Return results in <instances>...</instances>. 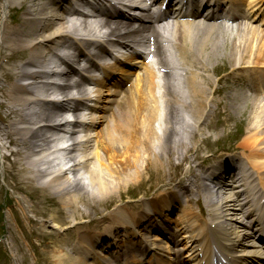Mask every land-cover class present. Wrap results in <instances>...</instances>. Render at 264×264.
Segmentation results:
<instances>
[{
    "label": "bare ground",
    "instance_id": "bare-ground-1",
    "mask_svg": "<svg viewBox=\"0 0 264 264\" xmlns=\"http://www.w3.org/2000/svg\"><path fill=\"white\" fill-rule=\"evenodd\" d=\"M56 1L60 2L55 5L58 9H61V5L67 2L70 7L66 9V12L74 11L71 0ZM242 1L237 0L239 4ZM254 1H249L246 7L247 15L257 10ZM26 2L28 0H20L22 4ZM6 5V3L1 5L2 12L8 8ZM38 6L40 7H34L31 11L33 14H38V16L32 19H23L21 22L22 31L19 34L13 29L6 31V27L0 31L2 36L4 34V37H0V40L3 38V44L0 45V50L6 51L3 47L5 46L8 50L16 49L17 52L19 50L27 51L29 58L23 62V65L26 67L39 64L50 65L47 58L51 55L52 51L50 47L47 45L43 46V44L54 37H60L57 41H62L66 45H68L66 43V39L68 38L65 36L69 35H75L80 39L84 36L91 39L95 38L101 43H110L112 41L127 43V41H133L130 35L131 32L139 31L145 33L150 28V26H139L137 30L127 31L130 24L123 23L119 20L115 23L109 21L87 23L84 21L79 22L77 19L66 20L62 13L60 16L56 15L54 11L51 13L48 11V7L41 3ZM76 12L80 14L79 9ZM189 26V24H180L174 27L176 29L174 37L178 41V50L180 52L184 51V57H186V54H190L191 57L194 56L199 69L208 68V64L214 62L212 59L217 55L216 51L219 50V43L222 39L218 38V34L211 36V33L206 31V29L201 30L200 24L192 27ZM98 29H103L104 31L97 32ZM79 30L84 31L87 35L75 34ZM152 30L157 32L154 27H152ZM237 30L235 40H227L229 48L234 49V51L232 50L228 54V58L232 62H235L234 66L239 67L241 62H245L244 65H247L249 60L244 58L246 54L247 58L253 56L264 58V35L254 28L247 26L239 27ZM21 36H25L28 39H23ZM36 39H38V42H36ZM82 42L83 46L88 47L87 42ZM147 43L148 41L146 40V45ZM63 44L60 45L63 46ZM99 48L105 51V48L101 46ZM80 53L83 57L89 55L85 53V50H81ZM64 59L67 62L70 61L67 55H64ZM139 62H141L140 58L130 59L129 62L125 61L126 64L130 63V65L136 67L139 66ZM161 64L165 67H170L165 62ZM24 66L21 64L20 67L15 69L18 71V80L14 83L15 86L12 87V90L19 92L21 97L16 94L15 96H11L12 99L10 102L0 103V143L3 148H7L6 143L15 145L18 149L11 152V155L15 153L14 155L18 156L23 155L24 148L26 151L36 148L34 153L41 155L46 154V151L52 150L53 146L59 144L53 148L58 155L56 158L51 161L41 159L40 162L42 164H48L51 167L49 173L46 172L47 170L42 173V176L45 177L44 183L58 189L61 195L65 197L67 206L73 207L80 199L82 200L81 197L86 196L90 197V199H86L87 202L98 198L101 201L107 200L120 187L128 185L129 183H135V185L140 183L146 172L149 174L154 171L158 175L162 173L163 176L161 177L169 176L176 167L185 162L187 153L193 148V138L189 136V126L197 129L202 119L206 117L207 106L205 110L203 106L209 92H207L206 87L195 81L194 74L188 78L186 81L187 84L176 86L168 83L165 85L162 95H156L153 90L156 74L148 66L142 67L145 70L144 89H142L140 79L131 85L130 79L116 78L111 75L112 71L106 66L99 68L101 70L104 69L101 74L106 78L99 79L100 82H97V87L92 97H84V92L80 90L81 97L80 99H76L79 103L73 107L74 110H69L72 113V119L74 121L64 123L61 115V113L65 112L63 107L59 105L54 106V104L60 103L58 100H43L40 102L42 105H48L49 109L39 107V110H26L35 100L24 98L23 95L31 92L27 86L20 85L18 82L21 77H28L32 85L34 81H38L35 78L41 74L37 72L30 73ZM71 67V71L76 70V67L72 66V64ZM114 69L117 73L119 71L118 65H115ZM53 72L55 76H59L55 68L50 70V73ZM45 75L46 73L43 72L39 84L49 82L42 79ZM123 75L128 76L129 74ZM8 78L9 75L6 69L0 71V81L5 82ZM107 81L109 85L103 90L105 87H101V85L106 84ZM125 83H129L130 87L126 88L127 85L124 87ZM110 84L118 85V88L112 90L114 88ZM203 84L208 85L209 82L205 79ZM55 86L57 90L59 89L60 95H63L67 90V88L60 89L63 87L58 85ZM34 89L41 94L51 93V90L47 88L41 89L34 87ZM0 92L5 94V90H3L1 84ZM214 92L216 93L217 90ZM54 94H49L47 97H54ZM66 98L68 100L65 102L68 104L74 102L72 98L68 96ZM84 98L91 99L86 102L93 103V105L89 104L88 107L96 112H90L87 115L79 117L76 114L78 112L77 108L78 106L80 107L86 104V102L81 103ZM253 101L250 119H256V121H252L251 123L255 127L254 129L261 128L255 131V133L261 136L264 135V101L261 99H255ZM53 110L58 111L53 112ZM23 111L28 113H24ZM98 111L101 113L97 114ZM14 118L16 120L12 121ZM19 118L28 125L27 128L21 129V126L17 127V124H20L17 121ZM260 121L263 122L259 123ZM30 122H33V124ZM173 123L175 126L174 129H169V126L173 125ZM70 126L73 128L82 127V129L81 131L72 130L73 133H70L71 130L66 129L64 135L61 137L57 136L56 131H60L62 127L69 128ZM98 127H100V130H95ZM77 133H80V135L76 137ZM255 141L257 139L254 138L247 140L245 151L247 158L245 157V160L246 165H248V159H253L250 162V166L257 171L260 168L258 161L264 156V149H258ZM260 141L259 144H264V137ZM175 143H177V146L171 157L166 159L165 156L162 158L161 155L159 158V155L165 149V145L171 149L170 145L174 144L172 146L174 147ZM157 149H162V151L157 153ZM28 156L30 157V155ZM175 158L178 160L176 164H174ZM238 169L230 172L229 178H231L232 184L237 189L236 191L235 189L231 190L228 195H225L227 192L225 189L227 183L221 178V173L218 175L212 173L208 176V179L212 180L211 183L216 182V179L220 180V187L213 186L218 192L222 191V196L220 197L215 196L213 190L203 186L199 182V179H195V176L192 180H189V185L195 187L198 193L195 204L197 211L194 212L188 208L180 216V220H182L180 222L181 224L178 226L176 234L172 237L173 240L175 238L177 240L178 252L176 255L179 252L187 250L189 247L190 255L193 253L196 255L195 258H190L189 260L192 264H199L201 262L202 259L199 260L197 258L199 252L204 255L203 258L205 256L207 258V263L203 260L201 264H208L210 261L209 255L211 254L208 241L201 238L200 232L195 237V231L199 225L200 230H208L200 222L203 211L199 207V204L202 203L209 216V221L211 218L213 221H217L215 228H211L214 241L217 243L220 239H223L232 251L234 250L238 253L239 261H234V264H245L260 256V252L256 250L255 244L250 241L252 233L247 227L245 217L242 214L240 219L235 218L237 213L241 211V206L237 204L238 201L234 195L242 193L247 195L245 205H250L252 210H250L249 215H251L253 211L258 210L259 201L264 197V191L261 186L258 187L256 184H250L249 177L246 176V170L244 168L241 174L237 176ZM79 175L81 176L79 177ZM92 191H94V195ZM77 193L79 195L78 197L75 195ZM212 196L214 197V201L212 200ZM262 203L264 204V202ZM168 205L169 203L167 202L165 207ZM169 208H171V205H169ZM152 210L156 213L154 206ZM156 219L146 217L145 221L149 220V222H153ZM258 220H262L261 215L258 217ZM180 232L182 235L178 234ZM159 239L157 237L154 239V242ZM155 247L161 251L162 248L164 250L162 245ZM187 254L188 250L186 252ZM159 256L160 258L161 256L165 257V254L161 252ZM104 258L109 259V262L114 264L111 257L104 256ZM93 264L98 263L93 261ZM229 264L231 263L229 262Z\"/></svg>",
    "mask_w": 264,
    "mask_h": 264
},
{
    "label": "rangeland",
    "instance_id": "rangeland-1",
    "mask_svg": "<svg viewBox=\"0 0 264 264\" xmlns=\"http://www.w3.org/2000/svg\"><path fill=\"white\" fill-rule=\"evenodd\" d=\"M9 15L13 14H10L9 12ZM1 18L2 15L0 16V20ZM2 21L3 24H7L8 19ZM236 32H238L237 29H224L223 32L217 33L218 38H221L222 41L219 43V50L216 51L217 55L212 59L214 62L208 64V68L210 71V73L208 74L209 77L212 76V73L214 75L215 73H224L227 66H234L235 62H232L228 58V54L232 50L234 51V49L229 48V43L227 42V40H235ZM246 55L244 56V58L247 60H264L263 57L253 56L251 58H247ZM20 61L21 60L19 59L11 61L9 65L11 67L19 66ZM240 66L244 65L241 63ZM239 75H237V79L241 84H239L237 88L235 87V85L230 86V91H232V94H235L237 92H244L247 86H250V81L243 79ZM230 91L227 89L225 91V94L230 93ZM229 95L231 94H228L227 97ZM4 101L7 102V100L5 99ZM231 104V108L228 107V113L231 114L234 121H237L239 125H242L241 131L243 132L242 134H240L241 131L239 133H235L234 129V131L229 133L230 136H228L227 140L223 138V133L220 131H217L215 133L207 132V134L211 136L212 140L220 139L218 151L224 150L231 146V138L245 137L246 139V137H250L255 132L254 129H252L251 122L256 121V119H250V111L252 110L253 101L249 99L247 100L245 98H237L234 101H231ZM262 122L263 121H260L259 123ZM174 127L175 126L173 123V125L169 126V129H174ZM185 129L187 130V128ZM239 142H243V140H239L236 143ZM173 145H170L171 149L169 148V146L165 145L164 151H162V149H157V153H159L160 151L163 152L159 155V158L161 155L162 158L165 156L166 159L171 157L173 151L176 149L177 143H175L174 147H172ZM233 145L235 149L238 146L234 143ZM197 149L199 150V154L201 156L207 155L208 149L204 148L200 144V142H198L195 148L193 147L192 150L189 151L188 157L194 155ZM4 153L8 154L5 150H2V152H0V204H3L6 200L5 189L4 187H2L3 183L1 184L2 176L5 177L7 183L19 185L20 187H22V189L15 190L14 193L11 192L9 194V196H11V201L10 197L8 200L9 202H11V205L4 208V210L2 211L4 220H9L10 236L8 230V236L5 242L2 241V243H0V264H74L73 262L75 260L71 259L70 256H72L73 254L72 249L81 250V247L79 246L81 243L78 241V237L82 236L84 232H90L92 230L91 224L81 223V221L96 219L98 215L94 211H96L99 207L105 206V204H107L106 200L101 201L98 198L87 202L86 199H90V197L86 196L81 197L83 201L80 199L76 203L75 207L67 206L65 203V197L61 195L58 189H55L51 186L43 188L42 186H40V184H35L30 180L32 179V177L36 176L34 175V169L36 167L40 168L41 165H38L37 162L26 163L27 161L25 159L21 160L20 158L16 157L13 159V157H11L10 159L13 160V162L6 161L2 166L1 157ZM175 160L177 159L175 158L174 161ZM12 163H14V165H11ZM24 168L25 170H23ZM5 169L9 170L8 175H5ZM80 176L81 175H79V177ZM157 176V172L153 171L149 174L146 172L143 176V180H141L140 183H138L137 185H135V183H129L128 185L120 187V189L113 193L112 196H116L119 194L123 195V191H128L126 190V188L132 189L134 186H144V184H146L145 180L149 181V178L152 179ZM164 182V179L159 178L155 181L154 187L160 186ZM2 189H4V192ZM93 193L94 191H92V194ZM75 195L76 197L79 196L78 193ZM130 204L133 205L134 203L131 202ZM102 208L98 210L101 211ZM161 213L163 217L167 215L165 210H162ZM40 220H49L51 224L56 226L55 228L61 227L65 229V231L62 232V234H65L64 237H60V239V234L56 230H48L44 226L43 222H40ZM87 225L91 227L90 231L85 230V226ZM1 233L2 232L0 231V235ZM71 235L73 237L70 241L67 238Z\"/></svg>",
    "mask_w": 264,
    "mask_h": 264
}]
</instances>
